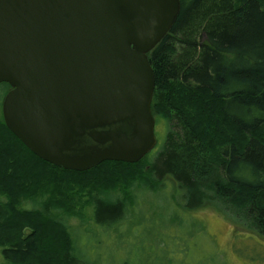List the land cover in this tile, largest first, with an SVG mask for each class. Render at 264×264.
Masks as SVG:
<instances>
[{
    "label": "trees",
    "instance_id": "1",
    "mask_svg": "<svg viewBox=\"0 0 264 264\" xmlns=\"http://www.w3.org/2000/svg\"><path fill=\"white\" fill-rule=\"evenodd\" d=\"M149 57L152 111L167 134L160 149L136 163L58 167L31 151L0 115L4 264H85L66 221L83 215L70 194L81 203L86 193L95 223L110 228L137 194L158 190L167 176L187 206H216L264 237V0H181L174 25ZM1 84L7 93L11 86Z\"/></svg>",
    "mask_w": 264,
    "mask_h": 264
},
{
    "label": "water",
    "instance_id": "2",
    "mask_svg": "<svg viewBox=\"0 0 264 264\" xmlns=\"http://www.w3.org/2000/svg\"><path fill=\"white\" fill-rule=\"evenodd\" d=\"M181 0H0L8 128L37 156L86 171L157 145L149 54Z\"/></svg>",
    "mask_w": 264,
    "mask_h": 264
},
{
    "label": "rangeland",
    "instance_id": "3",
    "mask_svg": "<svg viewBox=\"0 0 264 264\" xmlns=\"http://www.w3.org/2000/svg\"><path fill=\"white\" fill-rule=\"evenodd\" d=\"M6 94L0 83L1 116ZM166 128L162 122L157 124L153 152L163 145ZM159 187L137 194L131 211L110 228L95 223L86 193L80 194L81 203L71 193L73 205L83 211L82 216L66 217L78 257L85 264H264V237L234 224L216 206H187L171 176ZM5 261L0 247V264Z\"/></svg>",
    "mask_w": 264,
    "mask_h": 264
}]
</instances>
